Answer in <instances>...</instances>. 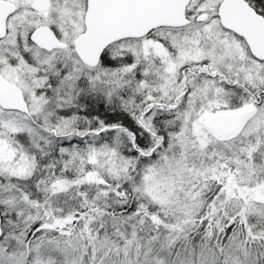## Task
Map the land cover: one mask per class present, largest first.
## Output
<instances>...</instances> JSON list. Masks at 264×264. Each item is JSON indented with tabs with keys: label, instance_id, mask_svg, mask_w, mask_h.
<instances>
[{
	"label": "snow or ice",
	"instance_id": "1",
	"mask_svg": "<svg viewBox=\"0 0 264 264\" xmlns=\"http://www.w3.org/2000/svg\"><path fill=\"white\" fill-rule=\"evenodd\" d=\"M0 264H264V0H0Z\"/></svg>",
	"mask_w": 264,
	"mask_h": 264
}]
</instances>
